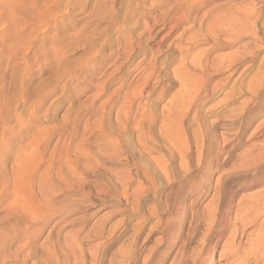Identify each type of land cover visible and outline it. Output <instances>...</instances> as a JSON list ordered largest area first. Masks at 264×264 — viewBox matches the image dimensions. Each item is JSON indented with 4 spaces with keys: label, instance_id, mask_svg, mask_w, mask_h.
Instances as JSON below:
<instances>
[{
    "label": "rangeland",
    "instance_id": "1",
    "mask_svg": "<svg viewBox=\"0 0 264 264\" xmlns=\"http://www.w3.org/2000/svg\"><path fill=\"white\" fill-rule=\"evenodd\" d=\"M251 11L249 23L244 17ZM175 23L180 24L173 29ZM232 28H243L238 41ZM263 39L264 0H0V264H32L28 244L38 256L44 255L42 244L57 241L66 249H55L60 262L69 258L73 264L79 250L75 255L62 242L76 233L84 241L86 264H145V250L160 237L147 238L146 210L174 189L190 215L188 228L191 214H202L211 197L188 194L187 186L201 172L194 165V175L182 176L179 163L169 162L170 153L184 147L195 156L200 131L209 136L206 155L219 154L223 137L234 139L219 122L250 99L247 86L264 72ZM151 66L152 89L133 102L134 84ZM184 80L203 84L185 117L186 109L178 113L170 105L180 99ZM130 101L133 110L125 121ZM140 112L146 115L141 125ZM167 117L173 119L170 130ZM263 120L261 114L244 142L264 140L258 130ZM211 136L216 137L212 146ZM173 137L176 149L170 145ZM115 139L116 153L107 152L105 145ZM220 155L223 163L226 156ZM158 159L173 166L179 179L173 173L176 178L164 181ZM222 170L207 174L213 192ZM42 206L49 210L41 212ZM114 224L119 227L112 234ZM98 244L96 263H89L90 247Z\"/></svg>",
    "mask_w": 264,
    "mask_h": 264
},
{
    "label": "bare ground",
    "instance_id": "2",
    "mask_svg": "<svg viewBox=\"0 0 264 264\" xmlns=\"http://www.w3.org/2000/svg\"><path fill=\"white\" fill-rule=\"evenodd\" d=\"M250 6L252 7L253 5H250ZM254 9H255V6H254L253 10ZM251 10H252V8H251ZM240 11H242V10H240ZM253 12L252 11L248 12V13L245 12L246 16L244 18L246 21L249 22V20H252V17L254 16ZM244 18H242V19L244 20ZM227 20L229 21V19H227ZM227 20L225 18L224 22L229 23ZM235 20L237 21V19H235ZM232 21H234V20L232 19ZM236 21H235V24L232 23L233 26L238 25V24H236L237 23ZM253 21H254V19H253ZM178 22H179V20H178ZM249 23H251V22H249ZM179 24L175 23V26L173 27V29L177 28L179 26ZM229 24L227 26L224 25V26H226V28H225L226 30H228L227 27L229 26ZM215 25H216V23H215ZM221 27H222V24H221ZM247 28H245V29H247ZM232 29L230 31H233L235 28L233 30ZM235 30H237V28ZM228 31H227V33H228ZM241 31H242V34H241ZM241 31H239V29L237 30V32L234 31L233 35L236 33L235 34L236 35L235 41H238L240 38L243 37V33H244L243 28ZM246 32H247V30H246ZM256 32L257 31H255V33ZM228 34L229 35L231 34V36H233L232 33H228ZM252 34H254V33H252ZM248 36L249 35H247V37ZM227 37L229 38V36H227ZM233 38H234V36H233ZM229 39H227L226 41H228ZM232 41L234 42V39ZM229 42H230V40H229ZM258 43L260 44V42H258ZM224 58H222V61ZM234 59H236V58H234ZM218 60H220V59H218ZM238 60H235V61L233 60V62L231 64H234ZM188 61H189V59H188ZM212 61H215V60L213 59ZM216 62H218L217 59H216ZM190 63L192 64L193 61H191ZM212 63L215 64V62H212ZM185 67H187V66H185ZM154 69H155L154 67H152L150 69V72L146 75V77L144 78V80L142 82H139L138 84H134V87L132 90V101L133 102L137 101V99L142 97L144 95V93L149 92L152 89V87L150 88V82L155 77ZM204 72H205V70H204ZM180 76H181V74H180ZM178 78H181V77H178ZM155 80L158 81V78H155ZM177 80H179V79H177ZM180 86L182 87L181 88L182 94L180 95L181 96L180 99H177V97H175L174 98L175 100H172L170 105H172L174 107V109L176 108V111L178 113L185 111V109H186V113H185V115H183V117H185L187 114V110H189V107L192 104V101H194V99L196 98L195 96H197L203 90V84L199 86L196 84V82H193L191 80L190 81L184 80V83H182ZM247 90H248V92L247 91L246 92L249 94L250 99L246 102L244 107L239 109V110L231 111L229 113L228 117H226V120L224 122H222V123L219 122V124L222 127H224L226 131H229V132L233 131L234 132V133L233 132L231 133L234 135L233 136L234 139L232 138L231 142H229L230 141V140H228L229 138L227 139V138L223 137V140L221 142L222 146L218 147L219 154L213 152V150H212L211 154H207V155L205 154L207 138L209 136L206 135V133H204L203 131L199 132V130H198L199 133L197 134V136H198V139L200 140V144L198 143L199 144L198 152L196 153L195 156H192L190 154V152H188V150L185 149L184 147L180 148V151L178 152L177 155H172V153L169 152L171 155L168 159L169 162L171 164L179 163V169H177V172L179 170L181 173L180 172H178V173L183 174L182 176L192 174L194 172V167H195L194 165H196L197 168L201 172L200 174L199 173L196 174L197 176L194 179L195 181L192 182L193 184L190 185L188 183L189 184L187 186L188 194H192V195L195 194L196 196L195 195L194 196L197 200L200 199L201 196L203 197V195L205 194L206 198L211 197V200H209L210 202H208V204L206 205L205 208L203 207L204 212L202 214L196 215L192 211L193 214H191V220L188 223L189 224L188 228H186L185 226L189 220L190 215L188 212H185L184 209L182 210L181 203L178 202V200L180 199V197L178 196L179 191L178 190L175 191L174 188H173L174 190L170 192L169 196H167V197H165V195L163 196V198L164 197L165 198L159 204L156 205L154 203L153 205H156V206L149 208V210H146V211H148L147 212L148 213V217H147L148 224L147 225H149V228L146 226L149 229L147 238L150 239L154 235H159L160 237L156 238L152 242V244L150 243L151 244V245H149L150 247L148 246L149 248H147L145 250V252H146V254L144 253L145 259L143 258L145 260V262L143 261L145 264H164V263H166V260L168 259V257L170 255H172L176 246H178L180 244H181L180 249L178 250L177 254L175 255V257L173 258V261L170 264H218V262L220 263V260H223V259H224V261L228 260L229 261L228 264H251V263L252 264H264V140L262 142H260V144H249L250 141L248 143L243 141L246 133L248 132L250 127L254 124V121L258 117H260L261 114L262 115L264 114V72H260V75L257 78H255L254 81L249 83V85L247 86ZM149 96L150 95L148 94V97ZM201 99H202V97H201ZM187 104H189V105L187 106ZM131 105H132V102L130 101L129 102V108H126V111H124V120L125 121L129 120L130 114L132 113L133 109L131 108ZM185 106H187V107H185ZM166 109H167V107H166ZM171 111L166 110V111H164V113L166 112V114H167V112L170 113ZM144 114H145L144 112L143 113L142 112L137 113L136 118H137L139 125H141L140 121L144 120L146 117V115L144 116ZM149 116H150V114H149ZM151 118H154V116H151ZM118 119L121 120L120 118H118ZM172 122H173V119H171L170 117H167L164 119V124H165L167 129H169V130L172 129L171 128ZM162 127L163 126H161V128ZM258 130L264 131V122H262V124L259 125ZM227 134H229V133H227ZM250 136H253V135H250ZM254 138H255V135H254ZM210 140H211L210 146H212V144L216 142V137L211 136ZM251 141H252V139H251ZM147 144H148V142H147ZM117 145H118V141L116 139L115 140H109V142H107V145H105L106 148L109 150L107 152L110 153V151H111V152L116 153L115 148L117 147ZM170 145L173 147V149L177 148L175 137L172 138ZM105 146H104V150H106ZM118 148H119V145H118ZM241 148H243L242 152L240 150ZM164 149H166V148H164ZM209 149H210V147H209ZM239 150H240V153L238 155H235L234 153H236V151H239ZM207 152H208V150H207ZM159 153H160V151H159ZM220 153H222V154H224V156H226L225 161L223 163L220 160V156H221ZM150 156H151V154H150ZM148 157H149V155H148ZM143 159H144V157H143ZM143 159H142V162L144 163L145 161H143ZM163 159H165V157L162 158V160ZM162 160L161 159L157 160L158 170H159V173L161 175L160 177L163 176L164 181H167V180L170 181L178 173L176 172V170L174 169L173 166H172V168H170L171 166L169 167L168 163L163 162ZM148 162H149V160H148ZM148 162H147V164H148ZM229 162H232V165L227 170L226 166L228 165ZM147 167H149V166H147ZM224 168H226L225 171H224ZM221 169H223L221 172H224L223 177L220 175L218 176V178L215 182L216 183L215 184L216 189L213 192L214 188L213 189L210 188V186H212V185L207 184L208 181L210 183H212V180L210 181V178H209L211 175L208 177L207 174L210 173L211 171H213V172L218 171V170L220 171ZM146 170L148 171V168H146ZM149 170H151V168ZM152 171H153V168H152ZM175 172H176V174H175ZM195 172H196V170H195ZM147 173H148V176H150L152 178V175H149L150 172H147ZM173 173L175 175L174 177H173ZM193 175H194V173H193ZM221 175H222V173H221ZM157 176L158 175H156V177ZM206 176L208 178H206ZM154 177H155V175H154ZM189 177H186V178L189 179ZM152 179H155V178H152ZM136 180H138V179H136ZM181 180H184V179H181ZM169 181H167V182H169ZM176 181L178 182V180H176ZM147 182H149V181H147ZM186 184H187V182H186ZM152 186H154V185H151L150 187H152ZM140 200H142V199H140ZM156 200H155V202H156ZM200 201H202V199L199 200V202ZM45 203H43V204H45ZM50 205H49V207H50ZM191 205H192V203H191ZM182 206H186V205H182ZM42 207L43 208L41 209V212H43V213L46 212L47 210H49L48 206H42ZM133 207H134V205H133ZM140 207L141 206H139V208ZM186 209H188V208H186ZM140 212H141V210H140ZM137 214H139V213H137ZM140 214H142V213H140ZM32 215L34 216V214H32ZM35 215L37 216V214H35ZM142 215H144V214H142ZM145 216H147L146 213H145ZM152 219L157 220V221L153 223V221H151ZM145 221H146V219H145ZM122 222H119V223H122ZM99 225H101V224H99ZM114 225H116V224H114ZM114 225H112L110 228V231H112V234L117 229V226H118V225H116V226H114ZM102 226H104V225L102 224ZM106 231L108 232V230H106ZM96 232H97V230H96ZM98 232H99V230H98ZM102 233L104 235V231L100 230V234H102ZM93 234H96V233L94 232ZM110 235H111V233H110ZM117 238H119V237H117ZM87 239H89V238H86V240ZM83 242L84 241H83V239L80 238L79 233L67 234L65 236L64 242H62L63 244L66 245V248L71 249L75 255L77 254V250H79L78 251L79 256L77 255L76 258H74L75 261H73V264L74 263L75 264H86L85 263L86 256L84 253L85 249H83L84 248ZM130 242H132V241H130ZM222 242H223V246L221 247V249H219V246L222 245ZM49 243L50 242L44 244V245L48 244L47 246H43V244L40 246V249L42 250V252L44 254V255H40V253H39L40 256L36 255L35 248H33L31 243L28 244L26 253H30V256H32L31 258L34 259L33 261L30 260V261H32L31 262L32 264H62L59 260V257L56 254L55 249L57 247H60L61 250L64 251L65 248H63L58 241L54 242V244L52 246H50ZM135 243L136 242H134V244ZM30 245L32 246L33 250H32ZM132 246H134V245H132ZM99 248H100L99 244L90 247V250H89L90 260H88L89 263H91L92 261H95V263H96ZM134 249L136 250V248H134ZM128 250H129V248H128ZM219 250H220L219 260L217 261L216 256H214V255L216 254L215 252L219 251ZM126 252L127 251H125L124 254ZM128 252H130V251H128ZM121 253H123V252H121ZM20 254H22V252ZM124 254H121V255H124ZM28 256H29V254H28ZM88 256H89V254H88ZM129 259H130V257H129ZM70 262L71 261L68 258L66 264H70ZM130 262H132V261L130 260ZM137 263H138V261H137ZM122 264H123V262H122Z\"/></svg>",
    "mask_w": 264,
    "mask_h": 264
}]
</instances>
